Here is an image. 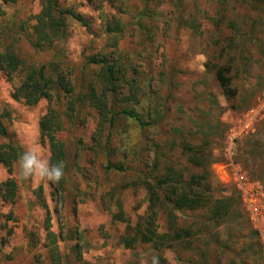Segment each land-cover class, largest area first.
Masks as SVG:
<instances>
[{
  "label": "rangeland",
  "instance_id": "374dc122",
  "mask_svg": "<svg viewBox=\"0 0 264 264\" xmlns=\"http://www.w3.org/2000/svg\"><path fill=\"white\" fill-rule=\"evenodd\" d=\"M54 1L57 11L72 10L89 27L66 16L53 44L38 49L35 30L49 0H0V54L20 62L12 79L0 70V116L9 132L0 144L14 142L24 152L39 145L50 167L40 123L55 112L66 153L60 186L23 177L19 163L10 175L0 163V184L17 185L15 202L0 193V264H53L55 247L63 264H152L159 257L167 264H264V0ZM93 60L117 66V75L134 83L105 91L103 65ZM220 69L238 93L230 102L215 76ZM40 72L54 81L52 98L30 106L17 91ZM256 111L251 131L234 143L241 185L224 147ZM208 143L214 197L233 199L228 220L216 224L208 211L180 212L178 225L190 239L161 252L140 242L126 248L127 225L148 211L144 182L170 166L187 179L202 175L183 146ZM121 211L128 223L114 220ZM157 226L168 230L163 210Z\"/></svg>",
  "mask_w": 264,
  "mask_h": 264
},
{
  "label": "trees",
  "instance_id": "16d2710c",
  "mask_svg": "<svg viewBox=\"0 0 264 264\" xmlns=\"http://www.w3.org/2000/svg\"><path fill=\"white\" fill-rule=\"evenodd\" d=\"M17 1L3 0L7 4H14ZM48 4L50 6L44 8L38 19L39 23L35 33L39 36V40L35 44L36 48L40 49L41 47L53 44L54 37L62 33L65 21L64 17L66 16L76 20L85 27H89L88 22L74 11H57V4L54 0H49ZM56 11L61 17L55 14ZM92 63L103 65V80L106 85L105 91L115 94L117 92V85L120 82H128L130 85L134 83L133 81H127L124 75H117L120 72L118 67L111 65L106 60H93ZM19 65L20 62L17 58L11 55L0 54V70H4L9 78L12 79ZM215 76L227 101L234 100L238 93L230 87V79L225 76L224 71L222 69L218 70ZM52 85H54V81L47 78L43 72L39 73V78L36 77V74L28 75L19 88V91H17V97L24 99L28 105L35 106L44 98H52ZM97 107L100 110L102 119L106 122L107 112L105 107L102 105H98ZM124 114L135 119L141 126L145 127L149 124L141 116L131 111H126ZM3 119L4 117L0 116V141L6 140L9 137V132ZM113 122L114 120L111 117V125H113ZM40 126L42 138L50 147V167L53 164L63 161L65 164L64 171L66 172L64 144L56 136L57 131L62 127L58 114L50 112L41 120ZM206 146L209 147L210 143L204 146L205 149L202 147L183 146L184 151L193 153L192 157H189L188 162L194 167L202 169V175L192 174L187 179L174 166H170L163 175L158 169L157 174L151 175L148 179L146 177L147 181L144 182V188L149 197L148 211L145 216L140 218L136 226L127 225L126 236L123 238V244L126 248L131 249L137 242H140L152 245L156 249V252H161L164 249H172L173 245L178 242L190 239V231L180 228L178 225L177 213L180 212L208 211L210 221L216 224H224L228 220L233 208V199L228 197H214L213 184L209 181L211 176L210 167L214 162V158L211 150L206 155ZM24 153V150L14 142L0 144V163L8 169L10 175H12L15 164L19 163ZM115 169L117 171H123L121 167H116ZM62 182L63 178L59 183L50 181L53 186H60ZM0 193L3 194L5 200L15 202L17 195L16 181L9 179L7 182L0 184ZM159 210H163L168 214V230L165 233L158 231L157 220ZM114 220L128 223L122 211L114 216ZM47 230L49 231V236H53V233H50V229L48 228ZM53 252V264H63V257L57 247L53 249ZM158 259L160 264H167L163 257H159Z\"/></svg>",
  "mask_w": 264,
  "mask_h": 264
},
{
  "label": "clouds",
  "instance_id": "9594fccd",
  "mask_svg": "<svg viewBox=\"0 0 264 264\" xmlns=\"http://www.w3.org/2000/svg\"><path fill=\"white\" fill-rule=\"evenodd\" d=\"M21 174L27 178L38 176L47 179L53 183H59L65 175V164L63 161L53 164L49 167L47 161L41 159L39 145L26 151L19 160ZM152 264H159L156 258H153Z\"/></svg>",
  "mask_w": 264,
  "mask_h": 264
},
{
  "label": "built area",
  "instance_id": "2783aa9c",
  "mask_svg": "<svg viewBox=\"0 0 264 264\" xmlns=\"http://www.w3.org/2000/svg\"><path fill=\"white\" fill-rule=\"evenodd\" d=\"M259 105L261 106V108L263 110L264 109V96L260 100ZM258 114H259V112L256 111V112L253 113V115H251V118H249V116H248V119L249 120H247V122L242 126V128L239 131L233 132V134H236V135L234 137H230V139H229V142L230 143L228 142L225 145V147H224V156L229 161L228 162L229 163L228 165H230V167L233 168L234 176L236 177V180H237L238 184H241V185L244 184L245 178H244V174H243L242 168L240 169V165L237 166V165H235V163H233L234 162L233 159H234V156H235L234 143H235V140L236 139L244 136V134H247V132L251 131V128H252L251 127L252 125H250L252 123L251 120H253V118L256 115H258ZM252 205H250V207L247 205L248 206L249 213H251L250 208H251V210L254 209Z\"/></svg>",
  "mask_w": 264,
  "mask_h": 264
}]
</instances>
